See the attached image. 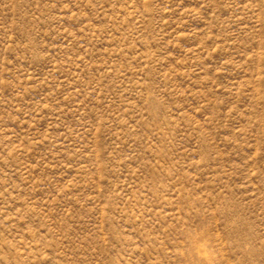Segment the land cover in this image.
I'll return each instance as SVG.
<instances>
[{
  "label": "rangeland",
  "instance_id": "obj_1",
  "mask_svg": "<svg viewBox=\"0 0 264 264\" xmlns=\"http://www.w3.org/2000/svg\"><path fill=\"white\" fill-rule=\"evenodd\" d=\"M0 264H264V0H0Z\"/></svg>",
  "mask_w": 264,
  "mask_h": 264
}]
</instances>
